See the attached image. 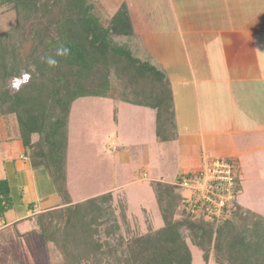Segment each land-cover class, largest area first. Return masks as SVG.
Wrapping results in <instances>:
<instances>
[{"label": "trees", "instance_id": "16d2710c", "mask_svg": "<svg viewBox=\"0 0 264 264\" xmlns=\"http://www.w3.org/2000/svg\"><path fill=\"white\" fill-rule=\"evenodd\" d=\"M93 7L88 0H0V8L14 12L10 27L0 30V118H15L31 167L45 169L60 198L57 207L30 217L36 237L51 243L64 264H191L183 230L204 261L212 252L215 264H264V217L237 199L220 217L205 219L189 208L176 183L152 181L163 225L128 238L120 231L124 212L119 222L112 210L111 191L72 202L66 156L69 114L77 98L112 97L149 107L155 110L156 139H174L168 76L113 42L114 36L134 33L126 2L105 24ZM61 45L70 49L68 56H56ZM47 56L55 57L57 66L44 63ZM23 73L31 79L14 91L11 79ZM14 205L8 180L0 179V218Z\"/></svg>", "mask_w": 264, "mask_h": 264}, {"label": "crops", "instance_id": "0c3cea01", "mask_svg": "<svg viewBox=\"0 0 264 264\" xmlns=\"http://www.w3.org/2000/svg\"><path fill=\"white\" fill-rule=\"evenodd\" d=\"M122 1L134 32L128 37L138 50L131 52L170 80L174 140L190 148L189 159L202 165L213 157L233 158L238 168L251 155V160H261L264 145L254 143L264 142V0ZM15 156L14 181L8 182L10 188L14 183L23 188L25 212L16 215V206L1 218L6 222L0 229V264L32 263L34 248L44 245L30 217L60 204L45 169H33L25 155ZM27 224L28 236L12 228Z\"/></svg>", "mask_w": 264, "mask_h": 264}, {"label": "rangeland", "instance_id": "374dc122", "mask_svg": "<svg viewBox=\"0 0 264 264\" xmlns=\"http://www.w3.org/2000/svg\"><path fill=\"white\" fill-rule=\"evenodd\" d=\"M88 1L93 3V12L100 22L105 24L121 0ZM13 21L14 12L0 8V30L8 29ZM112 39L114 43L126 47L131 41V51L138 52L133 48L134 42L131 37L114 36ZM159 52L161 51L157 50V53ZM172 69L167 68L169 74L173 73ZM105 91L111 92V79ZM254 144L258 147L264 145V142L260 139ZM189 149L174 139L172 141L156 139L155 110L149 107L127 104L112 97H79L72 103L68 120L67 188L72 200L78 202L86 197H92L91 195L95 193L100 194L117 187L111 191L113 195L111 207L119 222L123 221L120 210L122 209L125 214V222L122 223L120 230L124 237L155 230L163 225V218L156 192L150 184L152 181L177 184L178 174L197 172L204 167L208 159L204 160L202 165L201 161L189 159L191 157ZM19 154L25 155L15 118L13 116L0 118V179H7L10 183L11 180L14 181L12 176L14 158ZM259 154L261 160H251L253 155L248 161L241 159V168H238L235 159H228L236 162L239 173L240 191L237 202L264 217V150ZM214 158L223 159L213 157L209 160ZM16 161L21 164L20 159ZM196 163L198 165L194 166ZM11 187L14 207L17 206L16 215L23 217L25 207L22 203L26 197L23 188H17L15 183ZM181 193L187 201L194 196V192L186 188H181ZM57 199H60L59 196ZM197 212L198 210L195 213L199 214ZM176 218H180V215L177 214ZM3 220L6 222L5 218ZM3 220L0 218V221ZM12 228L17 235L28 236L30 233H25V229H30L31 224ZM182 233L190 247L191 264H215L212 252L209 260L204 261L202 251L190 243L185 231L182 230ZM40 248L41 250L38 245L34 248L35 251L30 256L32 263L28 264H64L61 254L51 243Z\"/></svg>", "mask_w": 264, "mask_h": 264}, {"label": "built area", "instance_id": "2783aa9c", "mask_svg": "<svg viewBox=\"0 0 264 264\" xmlns=\"http://www.w3.org/2000/svg\"><path fill=\"white\" fill-rule=\"evenodd\" d=\"M236 168L234 160L214 158L208 159L197 172L184 173L177 185L194 192V196L186 200L189 208L192 211L198 210L197 213L204 218L220 217L222 208L230 205L239 194L236 190L239 176ZM4 225V221H0V229Z\"/></svg>", "mask_w": 264, "mask_h": 264}, {"label": "clouds", "instance_id": "9594fccd", "mask_svg": "<svg viewBox=\"0 0 264 264\" xmlns=\"http://www.w3.org/2000/svg\"><path fill=\"white\" fill-rule=\"evenodd\" d=\"M70 54V49L66 46L61 45L57 51H56V56H63L66 57ZM42 61L44 63H46L47 65L51 66V67H55L58 64V60L53 57V56H47V57H42L41 58ZM31 79L30 74L28 73H23L21 74V76L19 77H13L11 79L10 82V87L14 90V91H19L21 86L23 84L28 83V81Z\"/></svg>", "mask_w": 264, "mask_h": 264}]
</instances>
